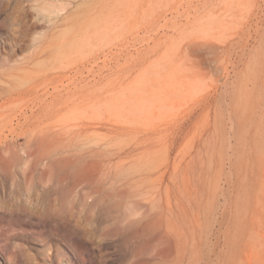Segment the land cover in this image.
Returning <instances> with one entry per match:
<instances>
[{
  "label": "rangeland",
  "instance_id": "1",
  "mask_svg": "<svg viewBox=\"0 0 264 264\" xmlns=\"http://www.w3.org/2000/svg\"><path fill=\"white\" fill-rule=\"evenodd\" d=\"M39 46L0 82V264H264V0H0V62Z\"/></svg>",
  "mask_w": 264,
  "mask_h": 264
},
{
  "label": "bare ground",
  "instance_id": "2",
  "mask_svg": "<svg viewBox=\"0 0 264 264\" xmlns=\"http://www.w3.org/2000/svg\"><path fill=\"white\" fill-rule=\"evenodd\" d=\"M42 51H43V47L39 46V48L36 49L30 56L26 57L23 60L13 59V60H5V61L0 62V82L4 83L8 80L24 79L22 78L23 77L22 72L27 73L29 71L28 67L30 63L33 60L37 59L39 56V53ZM223 51L226 52L225 46L223 47ZM223 68L224 70L227 69V66L225 65V63L223 65ZM13 236H17L20 238V235L18 234H14ZM260 242L263 243V247H264V235L261 237ZM261 243H259L258 245H260ZM27 264H39V263H35L33 259L28 258Z\"/></svg>",
  "mask_w": 264,
  "mask_h": 264
}]
</instances>
